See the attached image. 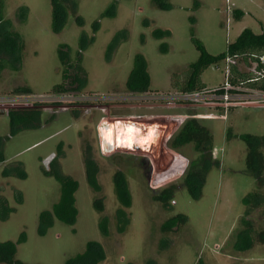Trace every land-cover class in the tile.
I'll return each mask as SVG.
<instances>
[{
    "label": "rangeland",
    "instance_id": "374dc122",
    "mask_svg": "<svg viewBox=\"0 0 264 264\" xmlns=\"http://www.w3.org/2000/svg\"><path fill=\"white\" fill-rule=\"evenodd\" d=\"M113 1L79 0L77 14L85 19V24L79 26L69 8L66 26L56 33L52 29L51 0H5L4 18L12 20L13 29L21 34L24 51L20 70L5 69L0 74V101L33 97L38 99L33 106L10 108L39 109L42 117L41 126L12 134L9 115H0V145L5 157L0 162V196L7 198L14 208L7 220L0 219V242L16 241L26 232V241L18 244L17 257L27 264H65L68 258L83 252L91 240L99 241L106 251V259L100 264H146L148 260L157 264H264V244L256 243L245 251L234 247L247 207L243 197L252 192L264 194V185H259L246 171L247 146L239 137L244 133L264 136V101L260 105L218 110L190 103L167 104L168 100L163 101L167 103L131 101L128 97L139 94L129 92L126 87L134 56L142 53L148 63L151 85L149 91L140 94H178L190 64L200 55L192 37L199 38L209 53L217 55L226 51L245 28L263 33L264 0H170L173 7L169 10L157 8L152 0H118L116 16L101 17ZM22 6H27L29 13L20 22L17 11ZM98 19L101 27L94 33L92 24ZM157 28L170 29L172 35L155 38L152 32ZM123 29L127 30L128 38L107 59L108 44ZM83 32L88 37L95 36L85 49L80 48ZM165 42L168 50L164 52L161 45ZM61 43L70 45L74 61L81 53L87 72L82 74L85 79L82 90L69 89L63 93L55 90L59 83L69 85L75 70H70L64 80L58 53ZM250 61L240 59L236 66L240 72L254 77ZM227 67L226 61L208 67L201 75L206 87L227 81L230 78ZM175 82H179L178 87L173 86ZM19 86L30 87L32 93L16 92ZM240 86L247 93L256 90L246 84ZM55 97L62 100L53 102ZM166 104L168 107L163 108ZM96 105L100 108L96 109ZM191 112L225 114L223 118L197 117L213 132V157L218 160V165L210 169L198 200L181 183L199 152L193 144L182 148L187 156L171 148L176 132L187 120L181 115ZM124 119L137 122L141 131L134 124L127 125L128 128H122V124L119 128L111 124L103 126L109 148H116L102 152L100 124ZM179 123L178 129L167 137L168 127ZM132 132L135 137H131ZM55 157L58 169L79 182L75 194L79 213L75 224L56 218L41 235L40 213L51 210L61 196V183L44 172L52 169ZM88 157L99 166V192L87 181ZM17 165L26 171V178L3 175L5 169L13 170ZM117 170L125 173L132 194V206L126 208L131 221L124 233L117 230L116 211L122 206L113 181ZM172 184L177 190L170 206L154 199L155 194ZM17 193L23 199L21 203L16 200ZM97 198L104 202L103 211L94 206ZM179 213L187 216L186 223L164 233L162 224ZM104 216L109 219L108 236L102 234L99 226ZM251 216L256 231L264 229V204L253 210Z\"/></svg>",
    "mask_w": 264,
    "mask_h": 264
},
{
    "label": "trees",
    "instance_id": "16d2710c",
    "mask_svg": "<svg viewBox=\"0 0 264 264\" xmlns=\"http://www.w3.org/2000/svg\"><path fill=\"white\" fill-rule=\"evenodd\" d=\"M79 0H51L52 4V29L54 32H61L66 26L69 8L75 13V19L79 26L85 24V19L77 14ZM153 5L162 10L171 9L172 3L170 0H152ZM118 0H114L105 10L101 17H114L117 13ZM5 0H0V74L5 70H20L23 61L24 43L22 42L21 34L13 29L12 20L4 18ZM29 8L22 6L18 8L17 17L20 22L27 19ZM241 15L237 12V17ZM101 27L100 19L95 20L92 24L93 32L96 33ZM155 38L161 39L170 37L172 31L170 29H154L152 32ZM128 38L126 29L118 31L106 49L107 59H111L112 54L117 47ZM95 40V36L88 37L83 32L81 36V49H85L90 43ZM197 49L200 51L199 58L190 64L189 72L186 81L179 86L180 92H193L206 87L201 79L202 73L211 65H219L221 61H225L228 56H232L245 61H257V56L264 53V32L256 34L251 28H245L235 41L229 43L226 51L217 55L209 53L199 38L193 36ZM167 43L161 45L162 51H167ZM59 58L64 67V80L68 78L69 71L74 70L70 84L59 83L55 86V90L59 93L67 92L69 89L82 90L85 85V79L82 74L86 75V70L82 66V56L78 52L76 61L72 59L71 47L67 43H61L58 47ZM250 61V62H251ZM237 64L230 65V78L232 84H246L250 88L264 90V79L251 81V78L244 72H240ZM242 77L241 80L239 77ZM77 83V85H74ZM151 76L148 71V63L146 57L142 53H137L134 56L133 67L126 81V87L129 92L143 93L150 90ZM179 82L173 84L178 87ZM16 92L32 93V89L28 86H19ZM190 114H195L191 112ZM12 125V134L26 128H34L41 126L42 110L35 108L27 109H11L8 112ZM11 134V135H12ZM9 135V136H11ZM228 136L232 133L229 131ZM247 146L246 168L247 172L254 176L259 185H264V136L244 133L239 135ZM213 132L206 125L202 124L198 118L190 117L176 132L171 148L187 156L182 148L189 144L194 145V149L199 152L198 158L192 159L187 172L183 178L181 186L186 188L194 199H200L203 195V188L207 181V176L213 165H218V160L213 157ZM62 149H59V153ZM5 157L0 145V162H4ZM51 170H44L45 174L53 175L61 183V196L51 210H44L39 215L38 233L44 235L47 230L54 224L55 219H59L67 224H75L78 216V208L76 206V192L79 189V182L72 176L64 175L57 167V157L52 161ZM55 165V166H54ZM16 168L5 169L4 176L15 175L20 178H26V171L20 166ZM19 169L17 172L16 169ZM86 177L89 185L95 190L100 191L101 185L98 180L99 166L95 160L88 157L85 161ZM115 191L121 203V207L116 211L117 230L124 233L131 218L126 208L132 206V194L129 187L128 179L124 172L117 170L113 176ZM177 186L172 184L163 188L159 193L154 195V199L161 202L164 206H170L171 201L175 197ZM16 200L22 202L23 199L19 193L16 194ZM243 203L247 206L245 214L241 219L243 228L237 233V240L234 244L238 251L249 250L256 243L264 244V229L256 231V224L251 216V212L264 204V194L260 192H252L243 197ZM94 206L98 211L104 210V202L101 198L94 201ZM14 208L9 205L7 198L0 196V219L5 221L10 217ZM187 216L182 213L176 214L168 218L161 226L164 233L171 232L175 228L186 223ZM100 230L103 235L108 236L109 219L104 216L100 223ZM26 232H22L18 240H7L0 242V263L4 264H27L17 257L18 244L26 241ZM106 259V251L99 241L91 240L86 244L83 252L70 257L65 264H100ZM134 264V263H130ZM146 264H157L154 260H148Z\"/></svg>",
    "mask_w": 264,
    "mask_h": 264
},
{
    "label": "built area",
    "instance_id": "2783aa9c",
    "mask_svg": "<svg viewBox=\"0 0 264 264\" xmlns=\"http://www.w3.org/2000/svg\"><path fill=\"white\" fill-rule=\"evenodd\" d=\"M257 61H251L253 63V66L251 68V71H253L255 73V76L253 78H251V81L253 80H258V79H264V53L257 56ZM238 59L232 56H228L226 58V63H227V72H230V65L231 64H237ZM240 85H244L243 83L240 84H232L229 79L227 81H225L224 83H222L221 85L215 86V87H205L203 89L200 90H196L193 92H179L178 94H175L173 96H162L159 94H140L137 93L139 95H135L132 96L131 98H129V100L132 101L133 100H153V101H160L161 103H167V102H163L165 100H168L167 104H188L190 103V105L193 106H208L206 108L209 107H215L218 110H226L227 108H229V106H236V105H248V104H262V102L260 101H264V90L261 89H254L252 91V93H247L246 90H244L243 88H241ZM132 93V92H131ZM127 99V98H126ZM38 100V99H37ZM37 100L33 99V97H26V96H19V97H15L12 98L10 100H3L4 102L0 101V109L4 110L5 113L8 114L9 110H11V108L14 107H19V106H27L28 105H32L33 106V102H36ZM62 98H56L53 99V102L55 101H61ZM121 101V100H120ZM171 102V103H170ZM167 104L165 106H162L163 108H165L167 106ZM12 105V107H11ZM11 107V108H10ZM13 107V108H14ZM96 109H99L100 106L96 105L94 106ZM168 107V106H167ZM136 116V115H135ZM133 116V117H135ZM143 116V115H140ZM153 116V115H152ZM156 116L158 117L159 115L156 114ZM166 117H180V115L178 114H165ZM182 117H204V118H212V117H218V118H223L225 117V114H219V115H215V114H206V115H201V114H185V115H181ZM132 117V116H131ZM182 122V121H181ZM180 122V123H181ZM179 124H172V126H169L168 128V135L167 137H169L172 133L175 132V130L178 129V127L180 126ZM107 124H111L114 125V127H118L119 128V124H122V128H128V126L134 124V128H138L140 131L142 129L141 125H139L137 122L133 121V120H117L115 122H109L108 120L102 122L100 124L101 129L99 130V133L101 135V140H102V152H104V150H106V152H111L113 150H111L108 146V143L106 142V138L103 136L102 130H103V126L107 125ZM132 136L131 137H135V132H132ZM122 147V146H120ZM125 147V146H124ZM156 176L153 175V179H155ZM153 183V180H152Z\"/></svg>",
    "mask_w": 264,
    "mask_h": 264
},
{
    "label": "water",
    "instance_id": "95a60500",
    "mask_svg": "<svg viewBox=\"0 0 264 264\" xmlns=\"http://www.w3.org/2000/svg\"><path fill=\"white\" fill-rule=\"evenodd\" d=\"M2 114H5V111L0 109V115ZM174 160H176L175 162L177 163L179 159L175 158V157H172ZM183 162V161H182ZM161 172V171H160ZM161 175H162V172H161ZM165 177H163L161 180H164Z\"/></svg>",
    "mask_w": 264,
    "mask_h": 264
},
{
    "label": "crops",
    "instance_id": "0c3cea01",
    "mask_svg": "<svg viewBox=\"0 0 264 264\" xmlns=\"http://www.w3.org/2000/svg\"><path fill=\"white\" fill-rule=\"evenodd\" d=\"M248 105H249V104H248ZM250 105H252V104H250ZM256 105H257V104H256ZM258 105H259V104H258ZM173 151H174L175 153L177 152V151H176V150H174V149H173Z\"/></svg>",
    "mask_w": 264,
    "mask_h": 264
}]
</instances>
